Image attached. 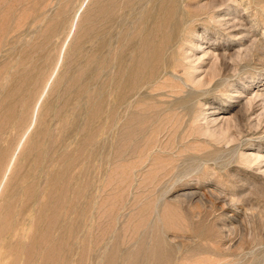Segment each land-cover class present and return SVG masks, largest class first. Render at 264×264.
<instances>
[{"label":"rangeland","instance_id":"rangeland-1","mask_svg":"<svg viewBox=\"0 0 264 264\" xmlns=\"http://www.w3.org/2000/svg\"><path fill=\"white\" fill-rule=\"evenodd\" d=\"M0 264H264V0H0Z\"/></svg>","mask_w":264,"mask_h":264},{"label":"bare ground","instance_id":"bare-ground-1","mask_svg":"<svg viewBox=\"0 0 264 264\" xmlns=\"http://www.w3.org/2000/svg\"><path fill=\"white\" fill-rule=\"evenodd\" d=\"M159 131V130H158Z\"/></svg>","mask_w":264,"mask_h":264}]
</instances>
